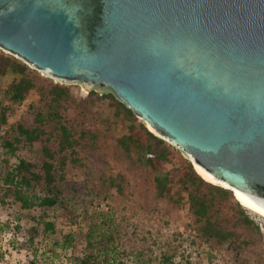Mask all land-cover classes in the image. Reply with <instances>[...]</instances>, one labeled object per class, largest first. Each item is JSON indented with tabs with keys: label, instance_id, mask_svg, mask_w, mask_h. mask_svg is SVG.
<instances>
[{
	"label": "water",
	"instance_id": "water-1",
	"mask_svg": "<svg viewBox=\"0 0 264 264\" xmlns=\"http://www.w3.org/2000/svg\"><path fill=\"white\" fill-rule=\"evenodd\" d=\"M0 50L112 93L264 216V0H0Z\"/></svg>",
	"mask_w": 264,
	"mask_h": 264
},
{
	"label": "rangeland",
	"instance_id": "rangeland-1",
	"mask_svg": "<svg viewBox=\"0 0 264 264\" xmlns=\"http://www.w3.org/2000/svg\"><path fill=\"white\" fill-rule=\"evenodd\" d=\"M35 72L44 87L56 82ZM3 85V77H0V90ZM62 85L69 90L68 97L62 101L68 123L77 130L88 129L97 135L93 144L79 148L82 165L67 163L65 168V180L61 184L72 212L61 204L26 211L20 209L10 195L4 196L1 176L15 157L8 158L5 165L1 161L5 156L0 143V264L76 263V258L84 253L85 244L78 231L83 233L89 223L87 219L96 213L100 214V220L108 218L104 227L115 236L116 250L110 255L131 264H264L263 228L261 233H242L241 238L247 240L246 244H217L202 238L187 204L156 198L151 171L125 158L119 151L115 139L128 122L116 125L112 119L113 107L106 99L92 100L87 95L90 90H82L77 83ZM44 105L41 93L32 90L13 108L8 123L21 121L28 125L29 112ZM139 123L142 122L137 119L136 125ZM5 129L6 126L2 127V132ZM17 154L36 163L43 158L38 144L24 147ZM183 159L186 158L177 150L168 166L177 167ZM117 174L125 179L121 192L108 189L102 183L107 175ZM39 217L53 221L54 232H43L42 226L38 227L37 233L33 232ZM69 231L75 236L73 244L69 247L59 245L62 236ZM164 256H170L171 262H164Z\"/></svg>",
	"mask_w": 264,
	"mask_h": 264
},
{
	"label": "trees",
	"instance_id": "trees-1",
	"mask_svg": "<svg viewBox=\"0 0 264 264\" xmlns=\"http://www.w3.org/2000/svg\"><path fill=\"white\" fill-rule=\"evenodd\" d=\"M0 77H3L4 83L0 90V143L5 156L1 161L7 165L8 158L15 157L1 176L4 196L10 195L20 209L26 211L57 204L70 211L61 184L65 180V168L67 163L82 165L83 157L78 150L81 146L93 144L96 133L88 129L77 130L68 123L62 111V101L69 93L67 86L54 82L44 87L35 70L1 50ZM32 90L41 93L44 107L29 112L28 125L21 121L9 124L8 118L13 108ZM87 95L92 100H107V104L113 107L112 119L116 125L128 122L125 130L115 139L119 151L125 158L151 171L156 198H167L174 204H187L202 238L217 244H246L247 240L241 238L242 233L262 232L263 217L243 207L230 190L203 179L186 159L177 167H169L168 163L177 150L153 135L143 123L136 125L137 118L112 93L98 95L90 90ZM4 126L6 129L2 132ZM35 144H38L43 155L40 163L17 154L20 149ZM124 180L121 174L107 175L102 183L108 189L121 192ZM1 202L4 203V200L1 199ZM98 215H90L85 231H78L85 242L84 253L76 258L74 264H131L110 255L116 250L115 236L108 227H104L108 224V218L102 217L100 220ZM40 226L43 232H54L53 221H44L43 217H39L33 232L37 233ZM74 237L72 231L65 233L59 245L71 246ZM163 261L171 262V257L164 256Z\"/></svg>",
	"mask_w": 264,
	"mask_h": 264
},
{
	"label": "bare ground",
	"instance_id": "bare-ground-1",
	"mask_svg": "<svg viewBox=\"0 0 264 264\" xmlns=\"http://www.w3.org/2000/svg\"><path fill=\"white\" fill-rule=\"evenodd\" d=\"M202 177V176H201ZM203 178V177H202ZM204 179V178H203ZM207 181V180H206ZM208 182H210V181H208ZM211 183V182H210ZM234 198L239 202V199H238V197L236 196V194H235V196H234ZM240 203V202H239ZM241 204V203H240ZM243 207H245L246 209H248V210H250V211H252V212H254L255 214H257V215H259V216H261V217H263L264 218V216L263 215H261V214H259V213H257V212H255L254 210H252V209H250L249 207H247V206H245V205H243V204H241Z\"/></svg>",
	"mask_w": 264,
	"mask_h": 264
}]
</instances>
